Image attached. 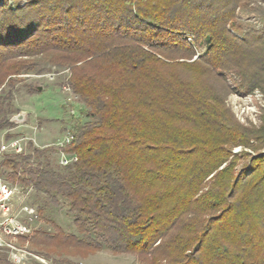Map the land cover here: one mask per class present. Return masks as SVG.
Returning <instances> with one entry per match:
<instances>
[{
  "label": "trees",
  "instance_id": "trees-1",
  "mask_svg": "<svg viewBox=\"0 0 264 264\" xmlns=\"http://www.w3.org/2000/svg\"><path fill=\"white\" fill-rule=\"evenodd\" d=\"M27 1L0 7V86L11 93L41 63L69 67L87 118L61 148L77 157L62 171L45 158L18 177L44 153L31 147L0 162L13 184L64 200L79 232L36 230L31 243L136 264H264V155L238 173L232 152L264 138V119L250 130L226 105L230 74L264 93V30L234 33L249 0Z\"/></svg>",
  "mask_w": 264,
  "mask_h": 264
},
{
  "label": "rangeland",
  "instance_id": "rangeland-1",
  "mask_svg": "<svg viewBox=\"0 0 264 264\" xmlns=\"http://www.w3.org/2000/svg\"><path fill=\"white\" fill-rule=\"evenodd\" d=\"M27 2V0H0V7L3 3H6L10 8H14L16 5L23 6ZM235 22L241 28V31L234 32L239 37H241L243 31L251 29L264 30V1L249 0L245 7H240L237 10ZM204 49L205 46L200 45L196 51L201 53ZM39 58L34 57V59L28 60H37ZM69 74V67L41 63L32 71L15 75L13 77L14 88L11 93L9 92L10 86L8 84L1 85L0 120L3 116L8 117L11 125L0 129V141L6 133L8 134L7 136L12 135L13 137L27 134L30 136L34 130L43 129L46 130L43 131L45 139L50 140L53 136L47 130H62L63 133L68 123H72L74 127L79 122H85L87 118L85 117L83 103L80 102L77 95L69 87H67V90L63 88ZM235 79L238 80V77L231 74L228 75L227 83L230 84L231 91L226 96V105L237 122L250 130L252 128L257 129L261 126L264 119V93L260 90H255L248 94L236 87ZM38 90L41 91L40 94L36 93ZM8 95L9 97L7 98ZM70 95L76 97L72 104L67 102V98ZM11 119L12 121H10ZM6 130L9 131L6 132ZM262 140L264 138L261 141L250 140V144L254 148L236 146L232 149V152L239 156L237 159H233V163L236 165L235 170L238 173L251 165L253 157L264 155V143L262 145ZM30 147L44 150L42 156L34 157L32 158L33 160H30L33 166L38 163L45 164V158H48L49 164L54 170L62 171L64 169L58 164L59 152L54 146L50 145L49 147L41 148V146L39 147L30 142L27 147V152L29 153L31 152ZM0 172L11 182L9 178L10 168L0 167ZM13 185L17 187L13 204L19 215L18 218L30 226L31 233L36 230L54 233L55 226H59L68 233L79 234L74 225L73 216L67 212V203L64 200H59V203L55 204L50 200L46 201L47 195L42 191H37L32 185L24 186L21 183ZM23 205L30 206L35 210V213L25 214L20 210ZM40 208H42V211H40ZM31 233L25 238L11 239V241L8 236H4V239L11 242L16 248L26 251V253H23L24 256L20 264H64L63 261L67 259L78 264H104L107 261H112V264H136V259L132 254H113L108 249H103L87 256L66 255L61 253V250L59 251L60 253L49 252L50 246H37L31 243ZM0 255L6 256L12 263L18 264L12 260V254L8 248L0 249Z\"/></svg>",
  "mask_w": 264,
  "mask_h": 264
},
{
  "label": "built area",
  "instance_id": "built-area-1",
  "mask_svg": "<svg viewBox=\"0 0 264 264\" xmlns=\"http://www.w3.org/2000/svg\"><path fill=\"white\" fill-rule=\"evenodd\" d=\"M64 89L67 90V86L64 85ZM76 97L70 95L67 98V102L72 104ZM12 121V119L10 120ZM9 130H6L8 132ZM5 132V133H6ZM74 127L72 123H68L63 131L61 140L54 144V148L58 150V164L62 167H66L77 160L75 154H69L61 150V148L70 144L73 140ZM7 133L2 136L0 141V162L6 156H21L25 155L27 152V147L30 142L36 145L28 134L25 136L6 137ZM57 146V147H56ZM30 160H33L32 158ZM25 163L21 168L17 170V176L20 178H27V173L25 170L29 166H33L30 163ZM7 170V169H5ZM8 175V174H7ZM26 186V185H24ZM29 186V185H28ZM17 191L15 187L6 177L0 172V249L8 248L12 254V260L15 263L20 264L22 262L23 253L25 250H20L16 248L11 242L4 239V236H8L9 240H18V238H25L31 233L30 226L19 220L18 213L13 204L14 196ZM20 210L25 214H34L35 210L28 205H23ZM10 248V249H9Z\"/></svg>",
  "mask_w": 264,
  "mask_h": 264
},
{
  "label": "crops",
  "instance_id": "crops-1",
  "mask_svg": "<svg viewBox=\"0 0 264 264\" xmlns=\"http://www.w3.org/2000/svg\"><path fill=\"white\" fill-rule=\"evenodd\" d=\"M36 93L40 94L41 91L38 90ZM61 122H63V121H61ZM43 131H46V130H44V129L43 130H34V132L32 133V135L30 134V137L33 138L34 143L37 146H39V147L41 146V148L42 147H49L50 145L51 146H54L55 143H57L59 140H61L62 135H63L62 130H50L49 129L47 131L49 133H51L53 137L50 140H47V139H45V135L43 134ZM7 137H10V136H7ZM107 262H105L104 264H112V261L111 262L110 261H107Z\"/></svg>",
  "mask_w": 264,
  "mask_h": 264
}]
</instances>
